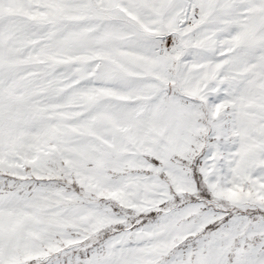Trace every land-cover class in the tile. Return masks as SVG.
I'll return each mask as SVG.
<instances>
[{
	"label": "snow or ice",
	"instance_id": "snow-or-ice-1",
	"mask_svg": "<svg viewBox=\"0 0 264 264\" xmlns=\"http://www.w3.org/2000/svg\"><path fill=\"white\" fill-rule=\"evenodd\" d=\"M0 264H264V0H0Z\"/></svg>",
	"mask_w": 264,
	"mask_h": 264
}]
</instances>
